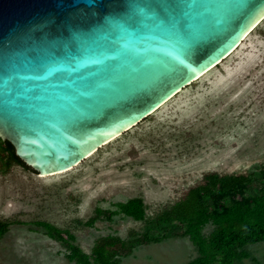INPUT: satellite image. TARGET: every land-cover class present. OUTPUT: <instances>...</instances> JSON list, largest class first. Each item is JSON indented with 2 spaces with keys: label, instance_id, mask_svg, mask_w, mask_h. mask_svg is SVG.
Masks as SVG:
<instances>
[{
  "label": "water",
  "instance_id": "95a60500",
  "mask_svg": "<svg viewBox=\"0 0 264 264\" xmlns=\"http://www.w3.org/2000/svg\"><path fill=\"white\" fill-rule=\"evenodd\" d=\"M263 14L264 0H0V135L37 173L70 169Z\"/></svg>",
  "mask_w": 264,
  "mask_h": 264
},
{
  "label": "rangeland",
  "instance_id": "374dc122",
  "mask_svg": "<svg viewBox=\"0 0 264 264\" xmlns=\"http://www.w3.org/2000/svg\"><path fill=\"white\" fill-rule=\"evenodd\" d=\"M260 18L217 65L70 169L42 175L8 163L0 135V222L6 226L0 264H81L42 221L66 230L68 242L85 252L103 235L145 234L149 241L138 242L118 264H188L196 257L188 222L161 219L184 189L210 171L251 174L258 188L248 189V197L264 187V14ZM132 197L143 199V219L118 211L117 203ZM96 208L105 213L89 224ZM213 228L207 221L200 231L208 235ZM240 250L246 254L234 264H264V239Z\"/></svg>",
  "mask_w": 264,
  "mask_h": 264
},
{
  "label": "trees",
  "instance_id": "16d2710c",
  "mask_svg": "<svg viewBox=\"0 0 264 264\" xmlns=\"http://www.w3.org/2000/svg\"><path fill=\"white\" fill-rule=\"evenodd\" d=\"M2 143L7 155L6 162L32 169L17 156L9 140L2 139ZM252 182L248 172H207L200 182L187 186L183 194L161 214L163 220L188 222L189 237L199 251L188 264H234L235 259L239 260L246 254L240 250L244 245L264 239V187L258 195L245 196L248 189L258 188H253ZM223 201L229 203L223 206ZM117 206L118 211L127 216L136 219L145 217L144 202L140 197L118 202ZM102 213L105 211L96 208L95 216L87 222L91 224ZM207 221H211L214 228L204 235L200 229L202 223ZM39 223L50 236L62 239L69 246L71 257L81 264H118L119 258L130 254L138 242L149 241L145 234H132L130 239L108 234L95 239L91 250L85 252L68 242L66 230L46 221ZM4 227V223L0 222V230Z\"/></svg>",
  "mask_w": 264,
  "mask_h": 264
},
{
  "label": "bare ground",
  "instance_id": "6f19581e",
  "mask_svg": "<svg viewBox=\"0 0 264 264\" xmlns=\"http://www.w3.org/2000/svg\"><path fill=\"white\" fill-rule=\"evenodd\" d=\"M259 20H261V18H259L252 26H251V28H250V30L253 28V27H255L258 23H259ZM246 36H247V34H246ZM245 36V37H246ZM244 40V39H243ZM241 43V42H240ZM239 43V44H240ZM199 73H197V75H198ZM200 76H196V78H199ZM115 137V136H114ZM114 137H112V138H110V139H113ZM60 172H62V171H60ZM43 175V174H42Z\"/></svg>",
  "mask_w": 264,
  "mask_h": 264
}]
</instances>
